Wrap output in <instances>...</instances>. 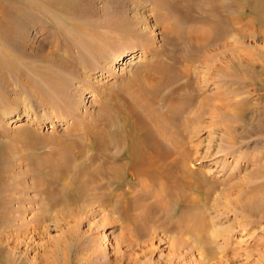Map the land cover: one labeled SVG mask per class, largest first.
<instances>
[{
    "label": "rangeland",
    "instance_id": "rangeland-1",
    "mask_svg": "<svg viewBox=\"0 0 264 264\" xmlns=\"http://www.w3.org/2000/svg\"><path fill=\"white\" fill-rule=\"evenodd\" d=\"M26 1L27 0H0L2 8L1 16L16 15L18 12L16 10V6L20 2ZM45 1L47 0H41L42 3ZM181 1L182 0H77L76 5L78 9L74 7L68 11L71 12L70 16H73V18L65 19H69V22L79 24L86 32H96L98 30H102L105 33L114 32L115 36L117 37L116 43L118 42L134 45V49L136 51L140 49L141 42H144L142 43L144 45H148L150 47L152 46V50L158 49L153 45L159 46L164 44V49L170 54L175 55L177 60L180 59L186 64L189 63L188 65H190V68L194 74L192 73L190 76L184 77L180 79L179 82H177L179 84L189 83L188 85H191V87L188 86L186 88L188 92H186V94H189V97L187 96V98H191L190 96H193L192 98L195 97L193 100L194 102H192L194 104H190L188 107V109L190 108L188 114L181 115V123H185L182 119V116L187 119H191L192 121L193 117L200 114V119H202L200 122L196 121L192 123L191 126H189L191 121L187 122V131H182V136L184 137L189 151L192 154L191 157L194 162H191L192 166L194 168L200 169V172L204 173V175L207 177H216L219 179L217 181H220L221 187H227L231 190H234L233 184L235 182H239L242 186L245 185L242 187L246 191V193L243 194V198L254 199L255 197L253 196L255 195L256 198H258L261 194H263L262 192H264V71L257 66L256 72H259V75H256L257 77H252L250 76V73L247 72L245 74V78H243L240 74H234V76L226 75V72L224 69H222V65L218 63L219 61L215 60V58H211L208 62L209 64L211 63V65H209L210 69L208 70L209 72L206 70L207 74L205 78L198 77L197 75L201 76V73L204 71L203 69L207 66L205 61H202V53H197L193 47H188L184 43L186 41L185 34L190 28L195 30L198 28L199 30L201 28H205L206 26L203 22V19L200 17L201 14L197 13L201 11H197L195 9V12H193L191 3L188 4L189 9L191 10L187 14V17H185L183 13V7L186 6V2H188V0ZM32 2L35 10L26 14V16H28V18H34V15H36V17L39 15L43 16V12H38L40 9L38 5L41 4V2L35 3L34 0H32ZM58 2L59 0H51V3ZM164 4H167L166 6H175L177 9L172 11L169 8H165ZM4 10L7 12L5 13ZM113 10H115L116 13H113ZM56 14L64 15L61 12ZM74 15L77 16L75 17ZM180 17H182V19ZM181 20L182 22H180ZM67 21L68 20H63L62 22H58V24L55 23L54 20L49 22H51L53 25H59L61 28H65L69 23ZM99 22L105 24L103 29H99ZM129 24H136L134 27L136 32L146 29L148 37L153 40V43H149L148 40H140L139 37H135L133 34L127 35L126 28ZM94 26H97V28ZM169 26H173V29H175L171 32V34L168 32ZM113 27H117L118 30H113ZM166 27L167 31L165 30ZM253 28L255 30L257 29L256 26ZM255 30L250 29L248 32L256 35ZM166 32L167 35L171 36L170 40L172 41L166 40ZM50 34L52 35L51 38L49 37L50 39L60 40L62 43H64V45H60L61 49L58 52L55 51V53H57L58 56H64V59L67 61L66 63H71L69 56H73L72 60L74 61H82V59L78 56V52L74 48L75 40L73 39L75 38L74 36H77V32H74L73 30L64 35V37H60L58 33ZM40 38L41 36L38 37L37 33H35V31L29 25L25 31L18 32V34L15 36V39L18 42V44L16 43L18 47L16 46L13 49H8L6 46H0V139L7 143L6 150L8 153L12 154L10 159H7V165L12 167L10 168V173L12 176H15V179L10 177L11 179L7 178L6 180H8V182L11 184L18 183V188L12 193L17 197H15L16 201L13 202L12 206H17V208L20 209L17 210L19 211V213L16 214L17 216L12 214L13 219H15L12 222L13 226L10 228V231L8 228L5 229L6 235L13 234L16 239L13 237L14 240L7 245V251H9L11 257L10 261L5 262L4 264H162L165 258L170 256L171 249L169 247L168 239L172 234H175V232L172 233L168 231H159L158 234H156V230L161 226L163 227L165 224H167V226L172 224L171 227L174 228V230L173 228L167 230L175 231V229H177L175 227L179 228V225H181V218L179 219L180 222L175 221L177 220L176 217L179 213L177 211H179L180 206H177L178 209L176 210V204L174 205L166 199L164 201L162 197H156V199H158L160 202L157 200H152L153 204L156 206L153 207V211H156L157 214H160L162 220L160 219L159 222L155 224L151 223L152 226L149 224L148 226L147 224H145L146 226H142V228L139 230L142 231L138 233L139 235L137 234V237L136 233H133L135 234L133 235L131 234V230L127 231L129 228H127V224L124 223V218L121 216V214L119 215V209L117 210L116 208L112 207V211V208L110 207V211H112L111 215L115 218L112 223V227L111 222L106 224V221H103V219L100 220L103 212H99L98 210L100 209L99 204L102 203V201H108L109 203H112V195L114 196L116 193L118 194L121 192L124 194L123 192H127V187L121 188L119 186L126 180L112 185L113 187L111 186L110 188L113 190L108 187L106 188L108 194H112L109 197L110 200H107V198L104 196L101 198V196L98 194V198H93L95 205L92 204L91 206L81 207V205H79L80 202H76L78 205L74 203L68 205L67 199H63V196L66 195V193L63 191L64 188L61 186H65L67 181H69L68 178H61L62 180L60 179L53 184H45L47 183L45 180L38 179L40 177H44L45 175H50V171L52 170L55 159L60 156L59 149L63 147L60 139H66L67 137L71 139V136L75 133L81 135L84 132V130L81 131V129L83 128V124L85 122L80 121L81 116L84 118V121H86L87 119H90L92 112L97 110L98 113L102 111L101 114H103V117L105 118L109 113L108 109L102 110L101 108L105 105V101L111 102L113 99L131 98V89L141 86V88H143L145 85L146 87H151L158 83V77L148 78L149 75L147 73L151 72L146 70V72L140 74L137 79H132L130 76V71L135 69L137 66L143 65L147 58L144 56L140 58L136 55L137 58L134 60H130L131 58L129 59V57H127L124 60H121L118 64L108 66L106 71L98 72L99 68H94V73L92 71L93 67L90 69V66L86 64V59H84L86 63H83L86 68L83 67V69H81V67L74 66L75 69L73 70H68L65 67L59 68L57 66L58 64L56 65L55 63L56 61H54V70L52 69L50 73L53 75V72L56 71L62 74V77L58 75L56 76V82L50 81L45 79L42 75L45 72L35 74L30 65L33 64L35 60L31 59L29 54L37 51L35 47L31 46V44L32 42L38 43L39 40L41 41L39 44H43V41L45 40ZM256 39L261 43L264 41L261 36L257 37ZM89 41L90 43H93L96 40L90 38ZM213 43L215 44L221 42L217 41ZM95 44L96 46H99L97 45L99 42H95L94 45ZM251 46L255 45L253 44ZM108 48H110V46H108ZM104 49H107V47H104ZM95 53H98V51ZM136 53L140 54L139 52ZM67 54L68 56H66ZM52 59L55 60V58ZM89 59L93 60L92 57ZM154 59L155 55L154 57L152 56V61H154ZM128 62L134 64V67L131 68L129 65L127 66ZM101 63L102 61L100 60L98 63H96V65L99 66ZM173 63L171 65H173ZM78 65H80V63ZM179 66L181 67L183 65L179 64ZM195 71L198 74H196ZM247 74L249 76H247ZM201 79L203 81L205 79L204 83L203 81L200 82ZM53 83L56 87H53L54 89L52 88ZM64 88L66 89L65 93H68L74 97H78V100L80 101L79 103H81V105H79L76 109L75 116L71 114L66 115L70 122H53L50 118L51 116L56 115L59 117L60 115L63 117L64 115H62L59 111H67L64 109H58L55 106V104L62 102V99L64 101L67 99L58 98L62 97V92L60 91ZM166 89L167 88H165V90ZM162 94L157 96L156 93H154V97L151 98L149 97L150 92H148L144 96L145 98L149 97L154 101L156 96V98H162ZM166 95L167 94H165V96ZM201 97H204V100H206V106H202L203 109L200 108V104L202 103V101H200ZM36 98H43L44 100L46 98L48 102L44 103L42 101H37ZM102 98L104 99L102 100ZM171 98H173V96ZM218 99L220 103L223 101L222 104H225L226 106H231V104H233L231 109L238 107L240 110H244L242 112V114L244 113L243 118L240 120L241 127L237 126L233 129H236L234 131L236 136L241 135L244 136V138H235L237 140L232 146L233 148L230 146L227 147V149V142L222 140V136H224L223 139L226 138L222 129L224 126H216V124H212L214 121L215 123L216 121L220 123V120H218L220 113L218 114V110L212 109L213 106L217 105ZM148 100L150 101V99ZM50 102L52 104H50ZM199 102L201 103L199 104ZM156 103L160 105L163 103V101L159 99L156 100ZM193 106H195V108ZM44 109H47L48 111H44ZM199 109L203 110V117ZM205 110L206 113L204 112ZM52 111H57V114L52 113ZM47 112L51 113L46 114ZM165 113H167V111H165ZM17 114H20L21 117L13 121ZM212 115L215 119L212 118ZM137 121L139 122L140 120L137 119ZM230 121L233 124L235 120L231 119L230 117ZM19 128L24 129L22 131H18ZM249 132L250 134L248 135L247 133ZM210 134L212 135L211 137H209ZM86 136L87 135H85L84 139ZM226 139H230V137ZM195 144L198 145L196 147L197 149L194 148L195 146H193ZM220 146L223 148L221 149ZM238 151H242L243 153ZM258 153L261 154L257 156L258 158H255L258 159V161L255 162V165L252 159L253 156L255 157ZM97 160L98 158L96 157L93 165L99 167L101 161ZM97 162H99V166L97 165ZM29 163H33L35 166H38V169L34 170L33 168L30 174L28 171H26V167L29 165ZM16 164H19V167L16 166ZM92 167L95 168V166ZM20 171L22 174L21 176H18L16 172L18 173ZM254 171L255 173L257 172L256 175L254 174ZM246 176L254 180H249V182H246V180H243V177L244 179L247 178ZM147 178L148 181L145 180V182H148V184L145 182L144 184L143 181L139 184V182L136 180H132L133 183L130 182L131 187L129 190H131V193L133 192V196H136L137 201L138 197L143 196L152 199L154 197V193L156 191L158 192V187L160 185L159 182L163 181V179L160 181V179L153 180L151 177ZM176 178H178V176H175L174 180L179 186L181 181H178ZM221 179H223L225 182H223ZM153 181L155 182L154 185ZM101 183H104V181L102 180ZM150 183L151 185H149ZM133 184H136L134 186L135 188H133ZM141 184H144L145 186L143 187ZM137 185L139 187L141 185V187L138 188ZM221 187H217V193H214L212 195L213 198L210 200V204H212L213 207L215 206L214 209H212V206L205 204L199 207L198 210L194 209L195 211L197 210L198 213L203 212L207 215L208 225H210L212 229H209L210 231L208 229H206L204 232L202 231L200 235L196 236V238H200L201 240V237L205 236V239H203L206 240V244L209 245L210 251L213 249L212 252L207 251L204 247L197 248L196 245L194 246L193 242H191L192 240L190 239L191 237L189 236V233H184V231H186V226L185 223H182L181 228L176 232L178 236L182 235L181 238H184V241L187 240L190 243L187 247L184 246L180 248V251L182 250V252L187 251L185 252L186 260L180 264H264V217L250 214L246 210L242 212L246 217L242 214L236 215V213H233L234 211H232L233 208H231V206H229V208L228 206H225V198L227 197H223V199H216V195L218 194V191H221ZM53 188L55 189L54 191L57 192L58 196V198H56V203L59 201V199L61 200V198L64 200V202L67 201V203L64 204L63 202L60 205L61 202L59 201L58 206H52L50 211H47L45 214H43L44 210L42 205H44V202H46V194L49 192V190H53ZM151 188L154 190L152 191ZM136 189L139 190L134 191ZM145 189L147 192L143 191ZM57 190H59L61 193ZM115 190L121 191L115 192ZM152 193L153 197H151ZM114 198L115 196L113 199ZM116 198L120 197L116 196ZM262 198L264 200V196ZM121 199L122 198H120V200ZM97 200L100 201V203H98ZM166 201H168L167 204ZM161 204L162 206H165L161 207ZM168 204H173L170 206L173 208L172 211ZM67 207H69V209ZM164 207L167 209L165 210ZM107 208H109V206ZM159 208L164 210L166 214H164V212ZM259 208L260 211H258V214H260V212L263 214L264 201L261 203V207ZM115 210H117L116 213ZM71 213H76V215H71ZM161 213L163 214V217ZM43 215L44 217H42ZM116 216L117 218L121 217L122 220H117ZM164 217L166 218L165 220ZM238 218H240V220ZM28 219L30 220L28 221ZM238 220L241 223H238ZM165 221H167V223ZM170 221H173L174 223H169ZM161 222L165 223L162 224ZM158 223L160 225L157 226ZM182 226L185 227V229ZM228 226L231 228L229 227V229ZM124 227L127 228V238L123 240V243H119L114 239V237H117ZM147 227H149L148 231ZM125 228L123 229L124 232ZM227 228L229 229L228 231L231 230L230 235L226 234L227 230L225 233V229ZM189 229H191V226ZM145 231L146 233H144ZM153 231L156 234V236L153 238L154 240L151 239L150 236H144L145 234H148L147 232H149L148 235H151L152 237L154 234ZM105 235L107 236L105 237ZM130 235H132V237H130ZM225 235L229 236V239H226L227 241L223 240V238L226 237ZM142 236L145 238L143 237L144 239H142ZM151 241L152 245L149 244L150 246L148 245L147 249H145L146 246L144 244H148ZM13 242H16L15 248H12L14 246ZM94 242L95 244H93ZM140 244L144 246L142 249H145L146 253L143 256L137 258V256H135V250H130L138 248L136 250L139 251V249H141L139 248L141 247ZM192 245L194 248L192 247L191 249L190 247ZM189 253H191V255ZM168 263L179 264L174 262L171 263V261Z\"/></svg>",
    "mask_w": 264,
    "mask_h": 264
},
{
    "label": "bare ground",
    "instance_id": "bare-ground-1",
    "mask_svg": "<svg viewBox=\"0 0 264 264\" xmlns=\"http://www.w3.org/2000/svg\"><path fill=\"white\" fill-rule=\"evenodd\" d=\"M34 2L40 3L41 0H34ZM76 2L77 0H59L58 3H51V0H47L43 3L41 2V4L38 5L40 8L38 12L39 13L43 12L44 15L43 16L39 15L37 17L36 15H34V18H28V16H26V14L30 13L31 11L33 12L35 10L33 7L32 0H27L26 2H20L16 6V10L18 11L17 14L7 15V16L6 15L1 16L2 8L0 3V46H6L8 49L15 48L18 44V42L15 39V36L18 34V32L25 31L30 25V27L35 31V33H37L38 37L41 36L40 39H44L45 41H43V44H39L41 42L40 40L38 41V43L32 42L31 46L35 47L37 51L29 54L30 58L35 60L33 64L30 63L29 64L31 65L35 74L45 72L42 75L47 80L55 81L57 78L56 76L58 75L62 77V74L56 71L53 72V75L50 73L52 69L54 70V66H53L55 65L54 61H56L55 63L56 65L58 64L57 66L59 68L65 67L68 70H73L75 69L74 66L81 67V69H83V67L86 68V66L83 65V63H86L84 61V59H86L87 60L86 64L90 66V69H92L91 67H93L92 71L94 73V70L96 68H99L98 72L106 71L107 70L106 68L108 66L118 64L121 60H124L127 57H129V59L131 58L130 60H134L135 58H137L136 57L137 55L140 58L143 56L147 58L145 60L146 62L143 65L137 66L135 69H132L130 71L131 72L130 76L132 77V79H137L140 74L145 73L146 70L147 71L149 70L151 73H147L149 75L148 78L158 77L157 78L158 83L154 84L151 87L150 86L146 87L145 85L143 86V88L146 87L145 89L141 88L142 86L136 87L135 89H131L132 90V93H130L131 98L113 99L111 102L105 101V105L101 107L102 110L108 109L109 111L108 115L105 118L103 117V114H101L102 111L98 113L97 110L93 111L92 114L90 113L91 117L86 121H84V118L81 116L80 118L81 120L80 119L79 120L81 122H85L83 124V128L81 129V131L84 130L85 133L83 132L81 135L75 133L74 135L71 136V139H69L68 137H67L68 139L67 138L60 139V142L63 144V147L59 149L60 156L57 159H55L52 170L50 171V175H45L44 177H40L38 179L45 180L47 182L45 184H49V183L53 184L54 182L60 180L61 178L62 179L68 178L69 181H67V183L65 182L66 183L65 186L60 185L61 187L64 188L62 189L66 193V195H64L65 193L63 194L64 196L62 195L63 199L64 200L67 199L68 205H71L73 203L78 205V203L76 202H80L79 205H81V207L91 206L92 204H94L95 201L93 200V198L94 199L98 198V194L101 196V198L102 196H104L105 198H107V200H110L109 197L112 194L110 193L108 194L106 188L107 187L110 188L112 185L118 184L120 181L126 180L124 183H121L119 186L121 188L127 187L128 190L125 188L127 192H123L124 194H122L120 192L122 190L121 188L120 191L115 190V192L117 191L120 193L118 194L116 193V195H114L115 196L114 199H113L114 196L112 195L111 197L112 203L111 202L109 203L108 201L106 202L102 201V203H100V201L97 200L98 203H100L99 208L101 209L98 210L99 212L100 211L103 212L100 220L103 219V221H106L105 222L106 224L107 223L109 224L111 222V227H112V223L115 218L114 216L111 215V212L113 211V208H116L117 210L119 209V215L121 214V216L124 218V223L127 224L126 226L127 228H129L127 229L124 227L125 232L123 228L120 231V234H118L117 237H114V239L117 242L123 243V240L127 238L126 234L128 230H131V234L136 233L137 236V234L142 231L139 230L145 224H147V226L148 224L152 226L151 223L155 224L159 222L160 219L162 220L160 214H157L156 211H153V207L156 206L152 202V200L158 201L156 197L158 198L162 197L164 201L166 199L169 202L173 203L174 205L176 204V208H175L176 210L178 209L177 206L178 207L180 206L179 211H177L179 213L176 217L177 220L175 219L176 220L175 222L181 221V225L182 223H185L186 231H184V233L187 232L189 233L193 245L194 246L196 245L197 248L204 247L207 251H210L209 245H207L206 240H204L205 236L201 237L202 239L204 238L203 240L201 239L202 241L200 240V238H196V236L200 235L202 231L204 232L206 231V229L208 230L212 229L210 225H208L207 215L204 214L203 212L202 213L200 212L201 213L200 214L197 212V210L199 207H201L204 204L212 206V204H210V200L213 198L212 195L214 193H217L218 190L217 187L219 188L221 186H220V181H217L219 179H217L216 177L213 178L207 177L206 175H204V173L200 172V169L194 168L192 166L191 162L194 163L191 157L192 154L190 153L187 143L185 142V139L182 136V131L183 132L187 131V124H188L187 122H190L191 119H187L182 116V119L185 122L184 124H182L181 115L188 114L190 109V108L188 109V107L190 104L191 105L194 104L192 102H194L193 100L195 99V97L192 98L193 96H190L191 98H187L189 94H186L187 92L186 88L188 86L191 87V85H188L189 83L186 84L178 83L180 79L184 77H188L193 73L192 69L190 68V65H188L189 63L186 64L183 60L182 61L180 59L177 60L175 55L170 54L169 52H167V50L164 49L163 47L164 44H161L159 46L153 45L154 47L156 46L155 48L158 49L152 50L151 48L152 46L150 47L148 45H144L142 44L144 42H141L140 49L136 51L134 49V45L126 44V43H118V42L116 43L117 37L115 36L114 32L105 33L102 30H98L96 32L93 30H92L93 32L91 31L86 32L83 29V27H81L79 24L69 22V19H65V18H73V16H70L71 12L68 11L69 9L74 7L78 9ZM186 3H187L186 6H184L183 3L184 6L183 13L185 17H187V14L191 10L189 9V5H188L189 3H191L193 7L192 10L193 12H195V9L197 11H201L197 13L201 14L200 17L203 19V22L206 26L205 28L200 27L201 29L199 30L198 28L197 30L190 28L185 34L186 41L184 43L188 47H193L194 50L197 51V53L198 52L202 53L201 54L203 55L202 61L204 60L207 66L206 68L203 69L204 70L203 73L200 72L202 74L201 76L197 75L198 77L205 78L207 74L206 72L210 69L209 65H211V63L209 64L208 62L209 59L211 58L212 59L215 58V60L219 61L218 63L222 65L223 67L222 69H224L226 75L234 76V74H240L243 78H245L246 77L245 74L247 72L250 73V76L257 77L256 75H259V72H256L257 66L264 71V43H263L264 41L261 43L256 39L257 37L260 36L262 39H264V0H188V2ZM164 5L165 8H169L172 11H175L177 9L175 6L169 5L170 6L169 7L166 6L167 4ZM4 11L5 13L7 12L6 10ZM58 12H61L64 15L56 14ZM112 12L116 13L115 10H113ZM74 16L76 17L77 15ZM180 18L182 19V17ZM51 20H54V22L57 24L58 22L60 21L62 22L63 20H68L67 22L69 23L65 28H61L59 25H53L51 22H49ZM180 22H182V20ZM99 23H100L98 25L99 29H103L105 27L104 26L105 24L102 22ZM135 26L136 24L128 25V27L126 28L127 35L133 34L135 37H139L140 40L143 41L148 40L149 43L151 42L153 43V40L150 39V37H148V33L146 32V29H142L141 31L136 32L134 29ZM255 26L257 28L256 30L253 28ZM94 27L97 28V26ZM166 29L167 27L165 28V30ZM250 29L255 30L256 35L249 33L248 30ZM73 30L74 32H77V36H74L75 38L73 40H75V43L74 42L72 43L75 44L74 48L78 52V56L82 59V61L77 62V60H75L77 62L76 64V62L72 60L73 56H69L71 63L68 64L66 63L67 61L64 59V56L61 57L60 55L58 56L57 53H55V51L58 52L61 49L60 45L61 44L64 45V43H62L60 40L50 39L52 36L50 33L52 34L58 33L60 37H64V35L68 34ZM113 30H118V28L113 27ZM174 30L175 29H173V26H169L168 32L170 34ZM165 37L166 40H170L171 36L167 35L166 32ZM90 38L96 40L95 42H99V44H97L99 46H96V44L94 45L95 42L90 43L89 41ZM217 41H220L221 43H215V44L213 43ZM253 44L255 46H251ZM108 46H110V48H108ZM104 47H107V49H104ZM95 50L98 51V53H95L96 52ZM136 52H139L140 54ZM148 55L150 58L148 57ZM154 55H155V59L154 61H152V56L154 57ZM66 56H68V54ZM91 57L93 60L89 59ZM52 58H55V60H53ZM100 60L102 61V63L99 64V66L96 65V63H98ZM79 63L80 65H78ZM172 63L173 65H171ZM179 64L180 65L182 64L183 66L180 67ZM128 65L131 68L134 67V64H131L129 62L127 63V66ZM196 74L198 73L196 72ZM247 76L249 75L247 74ZM202 81L203 80L201 79L200 82ZM53 87L56 88L54 83L52 88ZM165 88L167 89L165 90ZM60 92H62V97H58V98H67V99L65 101L62 99V102L55 104V106L58 109L61 110L64 109L67 111H59L57 109L64 116L62 117L59 115V117H57L56 115H54L51 116L50 118L52 119L53 122H57V121L70 122V120L66 115L71 114L75 116L76 109L78 108L79 105H81V103H79L80 101L78 100V97H74L72 95H69L68 93H65L66 92L65 88ZM148 92H150L149 97L151 98L154 97L153 96L154 93H156L157 96L163 93L162 94L163 97L156 98L157 97L156 96L153 101L149 97L145 98L144 95ZM164 93L167 95L165 96ZM175 94H177L178 96ZM172 96L173 98H171ZM36 99L37 101H42L44 103L48 102L46 98L45 100L43 98H36ZM103 99L104 98H102V100ZM148 99H150V101ZM159 99L162 100L164 104L159 103L160 105H158L156 103V100ZM200 101H202V103L199 102V104L201 103L202 105L200 104L201 107L200 106L199 107L200 108H202V106L205 107L206 100H204V97H201ZM51 102L50 104H52ZM222 102L220 103L218 99L217 105L213 106L212 108L218 110V114L220 113L219 114L220 117L218 118V120H220L219 121L220 123H218L217 121L216 123L215 121L214 122L212 121L213 122L212 124H216V126L217 125L224 126L222 127L224 135L226 136V138L230 137V139H226V138L223 139L224 136H222V140H225L227 142L226 148L230 146L231 148H233L232 146L235 144L237 139L244 138V136L241 135L236 136V134H234V131L236 129L233 130L237 126H240L241 124L240 120L243 118L244 113L242 114V112L244 110H240V108L238 107H234V109H231L233 107V104H231V106L230 105L226 106L225 104H222ZM234 105L236 106L235 103ZM193 107L195 108V106ZM45 110L48 111L47 109H44V111ZM165 111H167V113H165ZM200 111L202 114L203 110ZM204 112L206 113V110ZM49 113L51 112H47L46 114ZM52 113L57 114V111H52ZM199 115L192 118V121L190 122L189 126H191V124L196 121L200 122L202 120L200 119L201 116ZM19 117H21V115L17 114L15 116V119H13V121L18 119ZM213 117L214 116L212 115V118ZM230 117L231 119L235 120L233 124L230 121ZM137 119H139L140 121L138 122ZM23 129L24 128H19L18 131H22ZM247 134L249 135L250 132ZM85 135H87L86 138H88V139L85 138L86 140L84 139ZM211 136L212 135L210 134L209 137ZM0 141H1L0 144V264H4L5 262L10 261V257H11L9 251H7L8 250L7 245L11 243L15 238L13 234L6 235L5 229L8 228L10 231V228L13 226L12 222L15 219V218L13 219L12 216L19 213V211L17 210L20 209H18L17 206L16 207L12 206L13 202L16 201L17 198L12 193L15 192V189L18 188V183L11 184L10 182H8V180H6L7 178L15 179V176H12L10 173V168L12 167H9V165H7L8 164L7 159L9 160L12 154L8 153L6 150L7 143H5V141L1 139ZM193 146H195L194 148H196L198 145L195 144ZM220 147L221 149L223 148L222 146ZM240 153L243 152L241 151ZM260 154L261 153H258L255 157L253 156L252 160L254 161V164L256 161H258V159L255 158H258L257 156ZM96 157L98 158L99 161H101L100 166L98 165L99 162H97V165L99 167L93 165ZM18 165L19 164H16V166ZM92 166H95V168H93ZM37 167H38L37 165L35 166L33 163H29V165L26 167L27 168L26 171H28L30 174L31 170H33V168L34 170H37L38 169ZM16 174L18 176H21L22 172L21 171L18 173L16 172ZM254 174L256 175L257 172L255 173L254 171ZM175 176L176 177L178 176V178L176 179H178V181H181V183H179L180 184L179 186L175 183L174 180ZM147 177H151L153 178V180L160 179V181L161 179H163V181L159 182L160 185L158 187V192L157 191L155 192L158 196L153 192L154 197L152 193L151 195V197H153L152 199L143 196V197H138V201H137L136 196H133V192L131 193V190H129L131 187L130 182H132V180H136L139 182V184L142 181L144 183L145 180L148 181ZM246 177H247L246 179H244L243 177V180H246V182H249V180H254V179H250V177L248 176ZM223 179L221 180L223 181ZM102 180L104 181V183H101ZM154 183L155 182L153 181V185ZM144 184L141 185L144 187L145 186ZM146 184H148V182ZM135 185L133 184V188H135L134 187ZM149 185H151V183ZM244 186H242L239 182H235L233 184L234 190H231L227 187H221V191H218L217 195L215 194L216 199H223V197H227L225 198V202H226L225 206H228V208L229 206H231V208H233L232 211H234L233 213H236V215H240V214L243 215L242 212L246 210L250 214L260 215L264 217V213L262 214L260 212V214H258L259 213L258 211H260L259 207H261V203H263L264 201L262 198L264 196V192H262L263 194H261L260 197L258 198H256V195L255 196L252 195L255 198L254 199L250 198L251 200L248 198H243L244 197L243 194L246 193V191L242 188ZM140 187L138 186V188ZM110 189L113 190L112 188ZM146 189L143 191H146ZM54 190L55 189L53 188V190H49V192L46 194L47 195L46 202H44V205H42L43 206L42 208L44 210L43 214H45V212L47 211H50V209H52L51 208L52 206L53 207L58 206L59 201L61 202L60 205L64 202V200L61 198V200L59 199V201L56 203L57 201L56 198H58V196H57V192H55ZM137 190L139 189H136L134 191ZM116 196L122 199L120 200V198H116ZM67 201H65L64 204L67 203ZM168 201H166V204L168 203ZM171 205L168 204L169 208L172 211L173 208L170 207ZM108 206L109 208H107ZM160 206L163 207L165 205L162 206L161 204ZM110 207L111 208L113 207L112 211H110L111 210ZM214 207L212 209H214ZM67 208L69 209V207ZM166 209L167 208H165V210ZM194 209L197 210L195 211ZM117 210H115V213ZM162 211L164 212V210ZM76 213H71V215L72 214L76 215ZM164 214L166 213L164 212ZM161 215L163 217L162 213ZM42 217H44V215ZM118 219L122 220L121 217H118L117 220ZM165 219L166 218L164 217V220ZM238 219L240 220V218ZM29 220L30 219H28V221ZM239 220L238 223L240 222ZM165 222L167 223V221ZM172 222L173 221H170L169 223ZM158 225L160 224L158 223L157 226ZM171 225L172 224H170L169 226L171 227ZM181 225H179V228L175 227L177 228L175 229V231H173L174 230L173 227L170 228L169 226H167V224L163 225V227L161 226L156 230V234H158L159 231L160 232L168 231L172 233L175 232V234H172L170 238L168 237L169 238L168 243L171 249V253L169 257L167 256V258H165L162 264H169L168 263L169 261H171V263L174 262L180 264L186 260L185 252L187 251L183 250L184 252H182V250L180 251V248L184 246L187 247L190 242L187 240L184 241L183 240L184 238H181L182 235L178 236L176 231H178L181 228ZM190 226L191 229H189ZM149 227H147V231L149 230L148 229ZM229 227L230 226H228V228ZM172 228H173L172 231L167 230ZM183 228L185 229V227ZM228 228L225 229V233L227 230L226 234L230 235L231 230L230 231L228 230L231 227L229 229ZM144 233H146V231ZM147 233L149 234V232ZM153 233L154 234L152 235V237L151 235L148 234H145L144 236L147 235L148 237L150 236V238L153 239L156 236L154 231ZM106 236L107 235H105V237ZM144 236H142V239L145 238ZM130 237H132V235H130ZM228 237L229 236L224 237L223 240L227 241L226 239ZM15 243L16 242H13L14 246L13 247L11 246L12 248H15L16 246ZM93 244H95V242ZM149 244L152 245V241L148 244H144L146 246L145 249H147V246ZM193 245L190 247L191 249ZM140 246L141 247L139 248L141 249L142 247H144L141 244ZM136 249L138 248H134L133 250L130 251L135 250V256H137V258L143 256L146 253L145 249L142 250L139 249V251H137ZM212 250L210 252H212ZM189 254L191 255V253Z\"/></svg>",
    "mask_w": 264,
    "mask_h": 264
}]
</instances>
